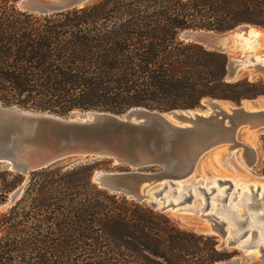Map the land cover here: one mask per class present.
<instances>
[{
  "label": "trees",
  "instance_id": "obj_1",
  "mask_svg": "<svg viewBox=\"0 0 264 264\" xmlns=\"http://www.w3.org/2000/svg\"><path fill=\"white\" fill-rule=\"evenodd\" d=\"M0 0V105L66 116L142 107L239 105L264 83L226 80L228 57L180 39L185 30L264 28V0H97L38 15ZM107 160L55 164L27 177L0 170V264H215L235 253L214 237L92 182ZM260 264V263H243Z\"/></svg>",
  "mask_w": 264,
  "mask_h": 264
},
{
  "label": "water",
  "instance_id": "obj_2",
  "mask_svg": "<svg viewBox=\"0 0 264 264\" xmlns=\"http://www.w3.org/2000/svg\"><path fill=\"white\" fill-rule=\"evenodd\" d=\"M90 1L19 0L16 7L24 12L45 15L81 8ZM248 28L264 31L263 28L243 24L220 33L185 30L180 38L225 54L231 47L222 44L220 37L236 29ZM230 57L227 81L235 80L241 69H247ZM244 102L224 108L220 100L210 98L201 102L209 107L205 112L198 108L161 113L137 107L121 115L72 111L68 117L0 105V168L27 177L31 172L55 164L64 163L69 167L81 162L107 160L113 169L94 171V184L109 193L147 203L153 210L168 213L190 201L192 192L184 194L177 204L167 202L164 192L168 189L167 195H174L178 183L190 178L200 158L213 149L225 145L230 153L240 148L245 165L252 167L254 149L238 143L235 135L241 127L251 130L264 128V108L248 107ZM217 182L219 185L227 184L224 196L215 198L217 208L214 212L200 214L196 220L205 222L204 231L219 238L220 249L234 248L238 255L215 264L252 261L264 264V231L251 227L253 223L264 222V196L258 198L252 192L250 204H243L244 211L238 215L231 206L232 184L228 180ZM24 188L25 181L10 194L8 205L20 198ZM201 190L205 195V204L201 208L204 212L211 208L210 195L215 189H210V193ZM239 204L237 202L236 206ZM247 206L252 212L247 210ZM178 220L188 219L178 217Z\"/></svg>",
  "mask_w": 264,
  "mask_h": 264
},
{
  "label": "rangeland",
  "instance_id": "obj_3",
  "mask_svg": "<svg viewBox=\"0 0 264 264\" xmlns=\"http://www.w3.org/2000/svg\"><path fill=\"white\" fill-rule=\"evenodd\" d=\"M96 1L97 0H91L90 3H93ZM218 33H220V32H218ZM242 33H245V31H243ZM242 33H240V34L239 33H236V34L233 33V34H230L226 37L227 46L231 47L225 51V54L227 55V57L229 55H231V57H230L231 59H236L237 61H239L238 56L240 54V57H242L243 60L245 61V62L243 61L245 63L243 67H245V65L247 67V69L243 68L239 71V75L237 76V78L235 80L247 79L249 82L261 81L264 83L263 75L260 73H254L255 70H258L259 72L261 71L264 74V69H262L263 63H259V64L256 63L255 64V62L253 61L254 57H252V58L249 57L252 55H254L255 57H259V56L264 55V46L262 44H260L261 43L260 39L254 41V39L253 40L249 39L245 34L242 35ZM240 35L242 37L244 36V39H241L242 37ZM232 38H234L235 40L233 39V41H232ZM245 39L246 40L248 39V40L246 41ZM244 40H245V42H247L249 44V46L247 43L245 44ZM238 41H239V43H238ZM251 46H252V48H251ZM248 51L249 52L251 51L250 54H248L249 53ZM241 52H244L247 54H243ZM244 57L246 59H244ZM249 58H250V62L247 61ZM262 59L264 60L263 57L260 60H262ZM244 101L249 103V105L247 104L248 107L254 105V106H261L262 108H264V97H259V98L254 99V100H244ZM221 105H222V107L226 108L228 105L234 107V106H239L240 104L235 105V104H232V103H229L226 101H221ZM199 109L201 111L205 112L209 109V107L207 105L203 106L201 104ZM70 113H68L65 117H68L70 115ZM81 113H84V112H81ZM245 129H247V130H245ZM235 137H236V140L238 143L244 144V145L254 149L255 160H254L252 167L248 168L245 165L244 160L242 158V150L240 148H236V149L232 150L228 155H226L225 150L228 149V146L223 145V146L217 147V148L213 149L212 151L206 153L204 156H202L200 158V160L196 166V169H195L193 175L191 176V179L189 180L190 182L185 183L184 187H181L184 189V191L186 193H188L190 188L193 189L191 200L185 201L184 203L176 206L174 208L175 209L174 211H177V212L171 211L168 213H162L159 210H154V211H157L161 214H165L166 216H168L180 228L193 230L197 233H202V234L214 237L216 240L218 249H220L218 247L219 238L212 233H207L204 231V229L206 228L205 222H203L199 219H198L199 221L196 220V218H198V216L200 214H209V213H212L215 211V209L217 208V206H216L217 201L215 198L217 196H220V194H222L223 190H225L228 187L227 184L226 185H219L218 182H217V184L216 183L211 184V183H209L210 180L213 178H215L217 180L218 179L219 180L220 179H222V180H225V179L230 180L231 179L234 182V183L231 182L233 187L230 189V193H231L230 194L231 195L230 200H231V206L232 207L237 204V198H239V196L245 192H247L249 195L252 194L250 192H254L257 195V197L259 194L264 193V189H263L264 188V128H259V129H255V130L250 129L249 130V128H247V127H241L236 132ZM223 154L226 155L224 158H222ZM89 162H92V161H89ZM61 165H64V163H61ZM109 169L110 170L113 169L112 165H110ZM0 170H1V168H0ZM99 170H103V169H99ZM197 183H199V184H197ZM252 185H254L255 188L250 187ZM258 186L261 187V192L259 191L260 187H258ZM198 187L204 189L206 193H210L211 188H216V191L210 195L211 208L208 209L207 211H204V212L201 211V208H202V205L205 204V195L203 192L201 193V190H197ZM167 193H168L167 191L164 192L165 197H166ZM10 194L8 195L6 201H4L3 203H0V213L5 212L8 208H10L13 205V204L8 205ZM176 195H177V188H176V193H174V195H169L171 197L166 199L167 202L169 200H171V201L173 200L174 202L173 201L172 202L174 204H177L179 202V200H178V197H175ZM234 197L236 199L234 201H232V199ZM171 198H173V199H171ZM238 209L240 212L243 213V211H244L243 207H239ZM180 210H188V211H180ZM178 217L187 218L188 220L187 221H179ZM224 249L229 253L234 252L235 254L232 257L238 255L237 249H234V248H224ZM244 263H260V262L252 261V262H244ZM260 264H262V263H260Z\"/></svg>",
  "mask_w": 264,
  "mask_h": 264
},
{
  "label": "bare ground",
  "instance_id": "obj_4",
  "mask_svg": "<svg viewBox=\"0 0 264 264\" xmlns=\"http://www.w3.org/2000/svg\"><path fill=\"white\" fill-rule=\"evenodd\" d=\"M243 31H245V33H242ZM236 34V33H242V35H246L249 39H254V41L255 40H258V39H260L261 40V43L260 44H262L263 46H264V31H262V30H259V29H255V28H248V29H236L235 31H233V32H231V33H229V34H227V35H222L221 37H220V42L222 43V44H224L225 46L227 45V40H226V37L228 36V35H230V34ZM236 36V35H235ZM234 36V37H235ZM241 36V35H240ZM237 37V36H236ZM242 37V36H241ZM233 39L234 38H232V41H233ZM241 39H244V36L241 38ZM230 40V39H229ZM235 40V39H234ZM246 40V39H245ZM245 40H244V42H245ZM248 40V39H247ZM246 40V41H247ZM231 41V42H232ZM243 41V40H242ZM250 41V40H249ZM236 42V41H235ZM251 42V41H250ZM238 43H239V41H238ZM247 42H245V44H246ZM230 44V43H229ZM248 44V43H247ZM251 45V44H250ZM253 45V44H252ZM242 46V45H241ZM248 46H249V44H248ZM235 48V47H234ZM238 48V47H237ZM240 48V47H239ZM251 48H252V46H251ZM250 48V49H251ZM239 50V49H238ZM244 50V49H243ZM242 51V50H241ZM249 52V51H248ZM251 52V51H250ZM250 52L248 53V54H250ZM241 53H243V54H247V53H244V52H241ZM245 56V55H244ZM249 57H254V62H255V64L256 63H263V66H262V69H264V60L262 59V60H260L262 57L264 58V55H262V56H259V57H255L254 55H252V56H249ZM238 59H239V62H241L242 63V65L244 66V60H243V58L242 57H240V54H239V56H238ZM244 59H246L245 57H244ZM237 61V60H236ZM244 61V62H243ZM247 61H249L250 62V58L247 60ZM252 61V62H253ZM263 61V62H262ZM246 66V65H245ZM254 73H260V74H262L263 76H264V74L260 71H258V70H255V72ZM244 104H246V106H247V104L249 105V103L247 102H244ZM220 105H221V103H220ZM222 106V105H221ZM261 107V106H260ZM244 130V129H243ZM245 130H247V129H245ZM250 130V129H249ZM226 151V155H228L229 153H228V149L227 150H225ZM225 154H223L222 155V158H224L225 156H226ZM191 179V177L190 178H188L187 180H185V182L184 183H178V185H177V195L175 196V197H178V200L180 201L182 198H183V195L184 194H186V192L184 191V189L183 188H181V187H184V185H185V183H187V182H190L189 180ZM219 180V179H218ZM217 179H215V178H213V179H211L210 180V182L209 183H211V184H214V183H216L217 184V181H218ZM220 180H222V179H220ZM225 180H227V179H225ZM228 181H230V183L232 182V183H234L231 179L230 180H228ZM199 182V181H198ZM200 183V182H199ZM199 183H197V184H199ZM196 184V183H195ZM214 186V185H213ZM216 186V185H215ZM197 187V186H196ZM232 187H233V185H232ZM250 187H254V185H252V186H250ZM258 187H260V186H258ZM257 187V188H258ZM255 188V187H254ZM181 189V190H180ZM202 188H200V187H198L197 188V190H201ZM212 189V188H211ZM215 189V191H216V188H214ZM264 189V188H263ZM192 190L193 189H191L190 188V190L189 191H191L192 192ZM204 190V189H203ZM205 191V190H204ZM214 191V192H215ZM260 192H261V187H260V190H259ZM263 191V190H262ZM167 192H168V190H167ZM203 191L201 190V193H202ZM204 193V192H203ZM247 195H246V194ZM245 193H243V194H241L240 196H239V198H237V202H240V204L239 205H234L233 207H234V209H235V211L237 212V214L238 215H241L242 214V212H240L239 211V207H243V204L244 205H249L250 204V197H251V195H249L247 192H245ZM250 193H252V192H250ZM222 196H224V190H223V192H222V194H220V196H218L219 198H221ZM262 196H264V193H261V194H259L258 195V198H261ZM169 197H171V196H168V195H166V199H168ZM171 199H173V198H171ZM241 200V201H240ZM167 201V200H166ZM169 201H171V200H169ZM173 201V200H172ZM174 202V201H173ZM203 206V205H202ZM247 208V210H249V208H248V206L246 207ZM244 209V208H243ZM175 210V209H174ZM173 210V211H174ZM260 210L261 211H263V209L262 208H260ZM172 211V212H173ZM200 211V210H199ZM174 212H177V211H174ZM249 212H252L251 210H249ZM252 228H254V227H256V229H258L259 230V232H262V231H264V222H262V221H259V222H257V223H253L252 224V226H251ZM252 252L255 254L256 253V251H254V250H252Z\"/></svg>",
  "mask_w": 264,
  "mask_h": 264
}]
</instances>
